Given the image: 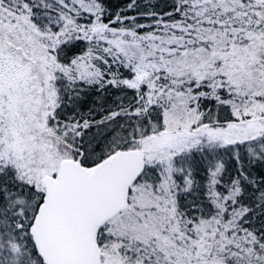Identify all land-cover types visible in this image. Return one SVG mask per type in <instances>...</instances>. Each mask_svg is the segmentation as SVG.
<instances>
[{
    "label": "snow or ice",
    "instance_id": "6c2138e0",
    "mask_svg": "<svg viewBox=\"0 0 264 264\" xmlns=\"http://www.w3.org/2000/svg\"><path fill=\"white\" fill-rule=\"evenodd\" d=\"M0 264H264V0H0Z\"/></svg>",
    "mask_w": 264,
    "mask_h": 264
}]
</instances>
